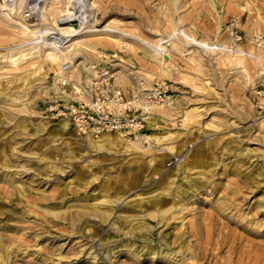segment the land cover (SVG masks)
<instances>
[{
    "label": "rangeland",
    "instance_id": "374dc122",
    "mask_svg": "<svg viewBox=\"0 0 264 264\" xmlns=\"http://www.w3.org/2000/svg\"><path fill=\"white\" fill-rule=\"evenodd\" d=\"M77 1L0 0V264H264V0ZM75 4L170 58L124 35L52 44ZM89 62L128 90L164 84L140 154L93 150L48 110Z\"/></svg>",
    "mask_w": 264,
    "mask_h": 264
},
{
    "label": "built area",
    "instance_id": "2783aa9c",
    "mask_svg": "<svg viewBox=\"0 0 264 264\" xmlns=\"http://www.w3.org/2000/svg\"><path fill=\"white\" fill-rule=\"evenodd\" d=\"M238 24L239 21L233 19L229 26L230 49L239 50L243 41ZM115 74L107 65L100 67L89 62L83 78L61 77V94L53 99L48 110L57 117L68 118L81 136L98 138L116 133L127 141L153 145L155 140L149 132L148 119L153 109L164 101V84L158 81L152 89L128 90ZM181 159L182 155H175L169 164Z\"/></svg>",
    "mask_w": 264,
    "mask_h": 264
},
{
    "label": "bare ground",
    "instance_id": "6f19581e",
    "mask_svg": "<svg viewBox=\"0 0 264 264\" xmlns=\"http://www.w3.org/2000/svg\"><path fill=\"white\" fill-rule=\"evenodd\" d=\"M55 2H60L61 0H54ZM80 0L77 1V3H79ZM55 4V3H54ZM79 4H75L73 7H71L70 11L68 14H61L62 16H65L64 18L60 19L59 22H58V19H57V26H58V31H55V32H52L53 35L51 38H52V44L54 43H57L58 41H62L66 38V36H71L68 40L66 41H71L70 44H67L66 45V49L71 47L72 44L75 45L77 42V40L75 39L74 36H77V35H80L81 33H85V32H91V35H100V36H107L110 38V40H116V39H119V37L117 35H124L130 39H136L138 40L141 44H144L148 47H151V48H154V50L161 54L162 56L164 57H168L170 58L169 54L166 52V46H165V41H163V39H159L160 42L158 43H153V41H149L145 38H141V37H136L134 35H129L128 33H124L122 31H120L119 29H115V28H112L109 24H106L102 27H99L95 21H93V18H92V13H91V19H86V18H82L77 15V13L79 12ZM78 8V9H77ZM91 12H92V8H91ZM5 15L9 16V13H5ZM91 22V24H89ZM14 23L19 25V27H21L23 30H26L34 35H40L41 34V27H38V28H35V29H28L25 25L19 23L18 21L14 20ZM86 27H90L88 29H86L84 32H82V29L83 28H86ZM52 29V28H51ZM49 30V29H48ZM54 30V29H53ZM171 32V31H170ZM176 32V31H175ZM174 32V33H175ZM49 33V32H48ZM115 33V34H114ZM173 36V35H172ZM121 39V38H120ZM125 39V38H124ZM192 40L196 41L195 38H191ZM75 43V44H74ZM196 43H198L196 41ZM205 44V42L203 41H200V44ZM199 44V43H198ZM58 45V44H57ZM69 50V49H68ZM68 50L64 51V52H67ZM72 50V49H71ZM49 52V51H48ZM63 53V52H62ZM51 60H52V65L54 66L55 64L58 65V68H60V73L62 72V74H64L66 72L67 69H69V65H66L67 63L69 62H63L62 58L53 53L51 51V54L49 55ZM49 58V57H48ZM161 59V58H159ZM162 61V60H161ZM70 64V63H69ZM56 68V67H55ZM59 71V70H58ZM59 73V72H57ZM58 76V74H56ZM64 121L63 124L65 127H70L71 122L70 121H67V120H62ZM72 127V126H71ZM88 142L90 143V146L93 150H102V149H109V147H123L126 151H130V154H140V151H139V148L141 147L139 144H133L134 141H127L125 140L122 136H120L119 134H104L98 138H94L92 137L91 135H87L86 136ZM145 156V155H144ZM149 156V155H148ZM138 157H143V156H138ZM156 159V156L152 153L151 157H150V161L149 162H154ZM181 190V189H180ZM181 192V191H180ZM183 192V191H182ZM172 195V194H171ZM155 202L157 204L160 203V205H162V202L160 199H157L155 200ZM83 204V203H82ZM49 210V209H48ZM46 211V210H45ZM159 211V210H158ZM103 212V211H102ZM105 212V211H104ZM110 212V211H109ZM106 213V212H105ZM120 214V213H119ZM97 215V214H95ZM104 215V214H102ZM167 215V214H166ZM84 216V215H83ZM60 217V216H59ZM87 217V216H86ZM106 217V216H105ZM82 219V217H81ZM108 219V218H107ZM76 221V219L74 220V222ZM82 221V220H81ZM85 221V220H84ZM71 222V221H70ZM79 222V221H77ZM76 224V223H74ZM86 224V223H85ZM84 224V226H85ZM145 224V223H144ZM88 226V225H87ZM83 232V231H82ZM84 234V233H83ZM41 236V235H40ZM146 244V243H145ZM118 245V244H117ZM182 247H184L182 245ZM6 251V250H5ZM184 252V251H183ZM182 252V253H183ZM178 253V252H177ZM92 254V253H91ZM94 254V253H93ZM206 254V252H205ZM185 255V254H184ZM191 255V254H190ZM183 256V255H182ZM184 257V256H183ZM206 257V256H205Z\"/></svg>",
    "mask_w": 264,
    "mask_h": 264
}]
</instances>
